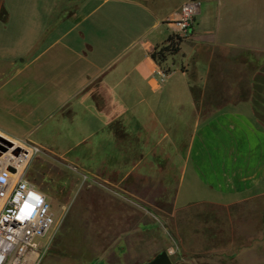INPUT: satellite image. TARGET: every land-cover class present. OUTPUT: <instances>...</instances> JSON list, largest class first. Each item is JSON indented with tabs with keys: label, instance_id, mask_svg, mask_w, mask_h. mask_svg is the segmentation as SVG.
Listing matches in <instances>:
<instances>
[{
	"label": "crops",
	"instance_id": "obj_1",
	"mask_svg": "<svg viewBox=\"0 0 264 264\" xmlns=\"http://www.w3.org/2000/svg\"><path fill=\"white\" fill-rule=\"evenodd\" d=\"M0 1V13L9 15H0V130L6 134L0 132L45 148L66 143L68 151L88 140L100 152L99 168L119 184L129 179L142 200L157 199L154 170L170 171L164 244L140 241L151 230L140 229V218L123 233L121 217L115 233L122 236L106 247L103 263L147 264L167 251L173 264H264V0H199L194 29L169 56L166 74L151 53L174 36L168 21L188 0L164 14L151 0L53 7L58 14L46 23L53 37L20 63L15 58L23 50L7 53L3 38L19 21L17 11L27 8ZM94 19L100 48L80 32ZM36 22L37 33L47 30L43 20L27 17L25 34ZM97 81L103 104L86 92Z\"/></svg>",
	"mask_w": 264,
	"mask_h": 264
},
{
	"label": "rangeland",
	"instance_id": "obj_2",
	"mask_svg": "<svg viewBox=\"0 0 264 264\" xmlns=\"http://www.w3.org/2000/svg\"><path fill=\"white\" fill-rule=\"evenodd\" d=\"M10 1L25 3L27 8L22 13L21 10L17 11L16 17L19 21L15 27L13 26L12 33L3 38L7 53L13 54L23 50V56L15 58L17 63L31 59L41 50L40 47L53 37L52 26L46 23H50L53 16L58 14L54 10L58 7L59 11L67 10L68 5L71 6L76 2V0ZM150 2L159 6L158 13L164 14L174 11L182 0H151ZM0 15H6L5 18L9 17L4 11ZM24 16L33 18V20L38 18L43 20L47 25L45 26L47 30L37 33L38 22L31 25L28 23L27 34H25L27 17ZM94 20L86 23L85 29L80 32L85 33L86 31L89 39L100 48V24L99 20ZM70 24L64 28L69 27ZM20 28H23V34L20 33ZM76 44L83 48L79 42ZM95 57L97 61L103 60L99 54ZM86 92L95 97L97 102L104 103L103 90L98 81L93 83ZM8 136L23 147L37 146L40 148V152L34 156L28 167L27 176L30 182L47 194L56 223L50 233L40 241L43 248L38 264H106L103 263V256L108 249L106 247L119 241L122 236V234L115 233L116 230L119 231L118 225L121 217L125 224L123 233L128 234L132 229L131 223L140 218L141 230L151 228L149 232L140 235V237L145 235L140 238V241L146 239L148 242L147 238L153 239L156 248L164 244V232L167 231V226H165L163 216L165 207L163 187L167 183L169 170H154L152 181L157 183L155 191L157 199L151 202L150 199L142 200L131 193L132 187L127 184L129 179L119 184L115 175L107 174L104 169L99 168L100 152L97 149V152L90 149L88 140L68 151L66 143H63L64 147L45 148L28 138ZM57 139L59 140L55 138L54 142H57ZM49 140L51 141L52 138ZM175 189L176 186L172 183L168 184V193H173ZM126 240L125 238L124 241ZM112 245L115 246V244ZM171 249L170 246L169 251ZM132 261L128 263L136 264L134 260ZM111 262L117 264V260L112 259Z\"/></svg>",
	"mask_w": 264,
	"mask_h": 264
},
{
	"label": "built area",
	"instance_id": "obj_3",
	"mask_svg": "<svg viewBox=\"0 0 264 264\" xmlns=\"http://www.w3.org/2000/svg\"><path fill=\"white\" fill-rule=\"evenodd\" d=\"M201 7L199 0L186 1L168 21L172 34L182 37L191 32ZM0 145L6 147L0 156V264H38L40 241L56 223L48 197L27 176L40 148L16 146L2 138Z\"/></svg>",
	"mask_w": 264,
	"mask_h": 264
},
{
	"label": "trees",
	"instance_id": "obj_4",
	"mask_svg": "<svg viewBox=\"0 0 264 264\" xmlns=\"http://www.w3.org/2000/svg\"><path fill=\"white\" fill-rule=\"evenodd\" d=\"M182 40L181 36H170L165 44L156 46L151 53L152 58L164 69L165 73H171L172 69L167 65L168 58L179 53Z\"/></svg>",
	"mask_w": 264,
	"mask_h": 264
},
{
	"label": "water",
	"instance_id": "obj_5",
	"mask_svg": "<svg viewBox=\"0 0 264 264\" xmlns=\"http://www.w3.org/2000/svg\"><path fill=\"white\" fill-rule=\"evenodd\" d=\"M6 151V147L0 145V156L2 152ZM147 264H173L172 258L167 251H162L152 261Z\"/></svg>",
	"mask_w": 264,
	"mask_h": 264
},
{
	"label": "bare ground",
	"instance_id": "obj_6",
	"mask_svg": "<svg viewBox=\"0 0 264 264\" xmlns=\"http://www.w3.org/2000/svg\"><path fill=\"white\" fill-rule=\"evenodd\" d=\"M0 138L8 141V142H12L13 144H15L16 146L19 145V143L17 141H15L14 139L10 138L9 136L3 134L0 132Z\"/></svg>",
	"mask_w": 264,
	"mask_h": 264
}]
</instances>
